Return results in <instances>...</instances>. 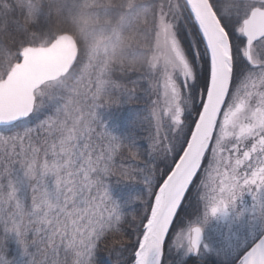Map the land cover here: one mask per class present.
I'll return each mask as SVG.
<instances>
[{
    "label": "snow or ice",
    "instance_id": "snow-or-ice-1",
    "mask_svg": "<svg viewBox=\"0 0 264 264\" xmlns=\"http://www.w3.org/2000/svg\"><path fill=\"white\" fill-rule=\"evenodd\" d=\"M0 264H264V0H0Z\"/></svg>",
    "mask_w": 264,
    "mask_h": 264
},
{
    "label": "trees",
    "instance_id": "trees-1",
    "mask_svg": "<svg viewBox=\"0 0 264 264\" xmlns=\"http://www.w3.org/2000/svg\"><path fill=\"white\" fill-rule=\"evenodd\" d=\"M113 237H109V239L106 241L107 244L111 245L113 242ZM115 239H118V237H116ZM114 258V257H113Z\"/></svg>",
    "mask_w": 264,
    "mask_h": 264
}]
</instances>
